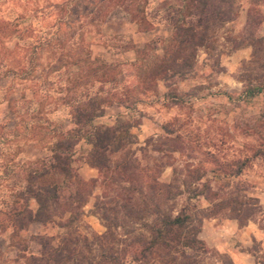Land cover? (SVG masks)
I'll return each mask as SVG.
<instances>
[{
  "label": "rangeland",
  "instance_id": "1",
  "mask_svg": "<svg viewBox=\"0 0 264 264\" xmlns=\"http://www.w3.org/2000/svg\"><path fill=\"white\" fill-rule=\"evenodd\" d=\"M99 1L0 0V21L20 13L29 18V30L19 40L14 37L8 42L9 49L17 44L14 61L25 69L30 59L38 65L25 80L11 76L0 80V264H25L37 249L31 237L45 235L58 243V219L14 232L5 214L23 185L21 169L48 156L59 132L72 127L76 101L98 95H113L126 103L123 107L104 105L94 124L112 126L123 115L125 122L135 126L133 144L127 149L137 186L149 177L173 182L181 193L175 199L177 209L188 204L200 216L217 213L202 220L198 236L211 252L207 262L225 264L229 259L231 264H255L251 252L264 253V156L257 155L264 146V95L251 101L237 97L242 90L240 77L255 76L252 49L228 52L220 31L213 52H198L193 75L185 80L173 78L166 88L169 84L151 78L148 70L161 55V40L169 36L163 9L177 0H139L136 13L146 15L147 30L138 29L118 8L98 18L94 11ZM62 2L67 5L63 7ZM239 5L230 34L242 37L247 33L246 13L260 10L256 35L263 37L264 4L239 0ZM132 45L144 49L139 58ZM2 52L0 47V70L10 66L7 58L12 56ZM71 54L96 67L112 61L114 66L104 71L105 82H100L86 67L78 71L68 65ZM60 55L69 62L60 61ZM224 92L233 97L229 100ZM11 106L15 111H10ZM86 148L84 142L78 143L73 165L85 182L96 183L89 186L93 197L79 220L93 234L102 235L103 223L91 213L94 197L110 198L128 183L105 181L103 174L84 162ZM235 198H254L257 203L252 220L242 227L230 219L234 213L229 209L212 210L214 203Z\"/></svg>",
  "mask_w": 264,
  "mask_h": 264
},
{
  "label": "trees",
  "instance_id": "2",
  "mask_svg": "<svg viewBox=\"0 0 264 264\" xmlns=\"http://www.w3.org/2000/svg\"><path fill=\"white\" fill-rule=\"evenodd\" d=\"M138 2L100 0L94 13L97 11L100 18L118 8L130 16L138 29L147 30L146 15L136 13ZM62 3V6L67 5ZM253 3L264 4V0H253ZM239 9V0H177V3L165 6L162 19L169 28V36L161 40V55L155 57L156 64L148 70V75L168 83L166 88H170L169 82L173 78L188 79L193 75L198 52H213L221 31L220 37L228 43V52L244 47L252 49L250 62L255 68L251 73L254 72L255 76L240 77L242 90L237 97L251 101L264 95V73H261L264 70V36L256 35L262 20L261 12H247V33L233 37L230 25L238 18ZM28 21L29 18L22 13L0 21L2 54L8 52L9 56L12 55L7 58L10 66L0 70V80L9 76L25 80L34 71L36 65L32 59L28 61L31 64L29 69L18 67V62L14 61L17 44L11 49L7 47L11 38L19 40L29 30ZM132 49L138 58L143 54V48L132 45ZM60 56L59 60L64 61V56ZM67 58L70 60L68 65L76 66L78 71L80 67H86L92 76H99L100 82H105L102 81L106 76L104 71L114 66L112 61L96 67L85 58L83 61L79 55L71 54ZM67 60L64 62H69ZM223 95L229 100L233 97L227 92ZM106 104L123 107L126 103L113 95L76 101L72 106L75 111L70 120L72 127L59 132L48 156L21 169L23 185L13 196V206L5 214L9 226L14 232H21L32 223L45 226L58 219L56 225L60 230L57 244L53 243L52 237L45 235L31 237L37 249L29 254L25 264H209L207 260L211 252L198 236L202 220L217 213L200 216V212L189 209L188 204L177 209L175 199L181 193L176 191L173 182L162 183L149 177L137 186L127 149L133 144L131 129L135 126L125 122L123 115H118L112 126L94 124L102 116ZM10 111H15L12 106ZM1 128L4 130L5 127ZM79 142L87 146L82 155L84 162L103 174L105 181L128 183L110 198L100 200V197H94L91 213L103 223L105 232L102 235L93 234L79 220L82 209L93 197L89 186L96 183V180L85 182L73 165ZM117 155H120L119 160L115 159ZM257 155L264 156V146ZM205 199L210 200L208 196ZM253 202L256 199L239 201L235 198L214 203L212 210L229 209L234 213L230 219L242 227L253 218L251 211L257 208V203ZM251 254L255 264H264V253L262 256L255 252ZM225 264H231V261L227 259Z\"/></svg>",
  "mask_w": 264,
  "mask_h": 264
}]
</instances>
